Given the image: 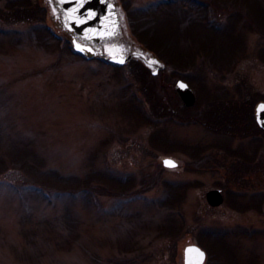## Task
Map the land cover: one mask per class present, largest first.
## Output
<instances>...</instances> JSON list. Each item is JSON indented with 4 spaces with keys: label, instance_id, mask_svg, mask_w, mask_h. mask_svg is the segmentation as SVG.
<instances>
[{
    "label": "rangeland",
    "instance_id": "obj_1",
    "mask_svg": "<svg viewBox=\"0 0 264 264\" xmlns=\"http://www.w3.org/2000/svg\"><path fill=\"white\" fill-rule=\"evenodd\" d=\"M24 1L40 20L9 16ZM127 12L172 57L185 53L183 67L145 48ZM62 13L56 0H0V264H183L190 244L204 264H264V175L256 158L247 176L228 171L255 137L212 121L213 109L225 124L264 101V0H120L119 35L87 60ZM175 145L201 149V163Z\"/></svg>",
    "mask_w": 264,
    "mask_h": 264
},
{
    "label": "water",
    "instance_id": "obj_2",
    "mask_svg": "<svg viewBox=\"0 0 264 264\" xmlns=\"http://www.w3.org/2000/svg\"><path fill=\"white\" fill-rule=\"evenodd\" d=\"M58 6L64 12L67 20V28L75 35L85 38L93 42H99L103 37L112 35L114 28L117 25L119 17L114 4L110 0H56ZM74 50L84 55L87 58L95 56V51L89 45H84L73 39ZM126 58H106L108 61L123 64ZM183 85V86H181ZM175 91L183 105L191 106L195 103V95L188 85L179 80L176 82ZM264 105L263 102L257 104L255 108V117L258 125L264 129ZM174 162L173 164H166L165 160ZM164 167L174 168L177 163L171 158H164L162 161ZM205 198L210 206L216 207L223 202L221 191L212 189L206 192ZM197 249L199 251H197ZM201 253L203 255H201ZM205 260V253L195 245H188L183 251L184 264H203Z\"/></svg>",
    "mask_w": 264,
    "mask_h": 264
},
{
    "label": "trees",
    "instance_id": "obj_3",
    "mask_svg": "<svg viewBox=\"0 0 264 264\" xmlns=\"http://www.w3.org/2000/svg\"><path fill=\"white\" fill-rule=\"evenodd\" d=\"M120 1V0H119ZM7 9L9 11H11V14H9V16H13L16 20H23V21H27V22H35V21H38L40 20V11L42 12V10L40 9H35L33 8L31 5L27 4V2H15V3H9L7 4ZM42 14V13H41ZM8 15H5V19L6 20V17H7V21L9 20H12ZM127 17H128V20H129V23H130V15H129V12H127ZM143 17V16H142ZM140 17H136L137 21L135 23H130V27H131V30L133 31V34L138 38L139 42L147 49L151 50L152 52L156 53L157 56L159 57V59L161 61H164L165 63L167 62H170L172 65H174L175 68H182L183 64L180 63L182 59H184V54L185 53H181L179 50H177L175 52V54L173 55V57L168 54V48L164 46L163 42L164 40H162V37L163 36H159V34L157 33H150V37H152L151 39H149V35L147 34V30L146 29H143L141 28V24L139 23V21L141 22L142 19L138 20ZM210 25V24H209ZM56 27V26H55ZM58 28V27H56ZM48 31L49 28H47ZM154 35H157V36H154ZM203 45V44H201ZM66 49H67V46H66ZM206 49V48H205ZM75 55V54H74ZM168 55V56H167ZM165 58V59H164ZM167 58V59H166ZM177 62V63H176ZM181 64V65H179ZM143 68V71L144 72H150L147 68H145L144 66H142ZM209 102L210 103V107L212 106V101H211V98L209 97L208 98ZM211 101V102H210ZM215 101V100H213ZM148 102V100H147ZM224 102V101H223ZM213 105H216V104H213ZM214 116L212 118V121L214 120V123L215 124H219L222 126V127H225V124H222L221 122H219V119L222 117L218 112L219 110L216 112L214 109ZM239 117V116H237ZM201 121V120H200ZM204 123V122H203ZM205 125H207V123H204ZM219 127V126H218ZM213 129V128H212ZM214 130V129H213ZM214 131L216 132H219L220 131V128L219 129H215ZM225 131V130H224ZM228 131V130H227ZM225 131V132H227ZM179 149L181 151L179 152H183L184 154L188 155L190 158H192L194 156V158L197 159V161L199 160V162L201 163V159H202V156H201V153H202V150L201 149H197L195 153H192L193 150H189V148L185 149L183 147H178L177 145H175V149ZM105 177L104 178V181L105 183L109 184L111 181H112V178L113 177H108L106 178V176H103ZM116 179V178H114ZM102 180V179H101ZM65 181H62L61 183H64ZM34 183H38V182H34ZM60 183V184H61ZM57 184V183H56ZM115 184V183H114ZM42 185V184H41ZM113 185V184H112ZM44 186V185H43ZM41 186L40 188L42 190H45L46 192H50L49 189L45 188ZM56 186V185H55ZM116 186V189H120L118 192L122 193V194H125L128 190V187L127 186H123L121 185L120 183L118 184H115ZM114 186V187H115ZM113 189V188H112ZM66 191V189H65ZM70 192V190H69ZM72 192V191H71ZM70 192V193H71ZM91 193H93V195H96V192L97 191H90ZM73 193H75V191H73ZM204 246H206V244H204ZM208 246V245H207Z\"/></svg>",
    "mask_w": 264,
    "mask_h": 264
},
{
    "label": "flooded vegetation",
    "instance_id": "obj_4",
    "mask_svg": "<svg viewBox=\"0 0 264 264\" xmlns=\"http://www.w3.org/2000/svg\"><path fill=\"white\" fill-rule=\"evenodd\" d=\"M113 28L115 30L113 31V35L111 38H116L119 35V32L121 30V22H119L116 26L113 25ZM78 39L83 44H88L92 46L94 49H96L100 44H102L106 40V39H102L100 42L96 43V42L86 40L85 38H78ZM179 101L181 102L180 99ZM260 102L264 103V101L255 100L253 102L249 101L250 104L246 105L248 103V101H246L245 102L246 104L243 103L245 111L243 109V111L241 112V116L239 115V117L237 116L234 117L235 121L233 122H232L231 116H229L227 119L229 123H225V127H227L229 131L227 132L228 134H230L231 131L235 130V128H239L240 130L244 131V134L242 136L243 139L255 137L254 139H255L256 145H255V149L253 150V154L251 156H248L247 154H244L242 152L240 153L235 152L234 154H232V158L235 160H232L233 162L228 168V171L230 170L234 174L241 173V171L244 170L245 176H247L248 174L246 173L247 167L251 168V165L255 164V158H256L257 173L261 177H263L264 175V129L258 125V123L256 122V117H255V108L257 104ZM228 105L229 107L232 106L229 103ZM216 133H219V132H216ZM237 135L241 136L242 134L240 132H237ZM247 164L249 165L247 166ZM252 171L253 169L250 170V172Z\"/></svg>",
    "mask_w": 264,
    "mask_h": 264
},
{
    "label": "snow or ice",
    "instance_id": "obj_5",
    "mask_svg": "<svg viewBox=\"0 0 264 264\" xmlns=\"http://www.w3.org/2000/svg\"><path fill=\"white\" fill-rule=\"evenodd\" d=\"M181 86H183V85H181ZM261 107H264V105H262ZM165 163L166 164H173L174 162H172V161H170V160H165ZM197 251H199L198 249H197ZM201 255H203L202 253H201Z\"/></svg>",
    "mask_w": 264,
    "mask_h": 264
}]
</instances>
